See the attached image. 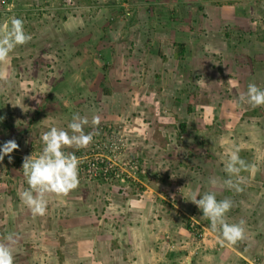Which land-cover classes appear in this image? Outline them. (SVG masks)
<instances>
[{
    "label": "rangeland",
    "instance_id": "rangeland-1",
    "mask_svg": "<svg viewBox=\"0 0 264 264\" xmlns=\"http://www.w3.org/2000/svg\"><path fill=\"white\" fill-rule=\"evenodd\" d=\"M148 1L0 0V33L9 27L10 18L16 17L24 21L26 32L32 36L31 41L25 45H18L13 51L17 52L13 56L12 64H21L22 74L25 72V76L17 78V74L14 73L8 78L13 79L12 83L0 78V147L12 140L18 144L16 150L5 155L0 161V174L7 169V175L14 176L17 183L15 193L27 184L22 168L25 158L31 154L35 157L41 153L43 143L40 137L52 127L50 125L53 122L48 118L43 119L44 122L36 119L33 114V102L29 100L36 87L35 77L43 73L39 68L42 63L35 64L32 72H27L23 65L33 61L44 62L45 55L55 54L57 58L59 53L55 52L64 46L72 47L70 50L72 52L67 56L76 58L79 65L86 61L92 65L95 61L99 66L101 65L100 71L104 75L100 88H103L106 102L101 101V105L109 104L108 110H105L104 114L100 103L86 101L89 126L84 129L85 133L92 132L100 126L115 128L128 143V148L126 149L125 146L119 156L122 159L128 157L138 159V168L146 169L145 173L132 174L133 177H126L123 181L117 179L108 182L109 180L101 178L80 181V183L92 182L100 185L96 187L95 197L92 195L89 199V204L96 202L94 207L85 208V204L75 201L78 199L75 198L77 195L75 190L68 193L73 196L71 205L74 202L81 204V207L73 204L71 209L63 202L67 203L70 195L63 197L52 194L49 202H53L54 206L48 208V211L54 217L53 225L51 221H46L47 219L37 222L32 214L26 212L24 206H21V209L12 208L7 214L3 212L8 208L0 206V243H6L5 238L9 235L17 240L13 245L14 264H264V253L257 252L255 246L247 245L244 240L236 245L227 243L222 245L219 233L212 231L210 222L204 218L198 206L188 201L189 193L193 190L198 192L199 186V190L203 188L201 194L213 192L217 199L221 200L224 199V189L226 197L233 205L227 214L228 222L231 223L230 218L235 223L243 220L245 228L248 224L252 228L261 223V221L257 222L259 217L257 218L255 213L256 197L253 190L256 186L250 182L252 180L244 179V183L240 185L243 190L236 191L224 184V180L228 177L223 170L224 167L216 165L212 172L209 168L212 163L216 164L220 159H227L228 153L234 147L240 149L239 154L247 164H253L254 153L246 146V141L251 135L256 137L254 139L259 138L261 141L259 144L264 145V106L253 107L238 100L236 116L229 115L232 113L230 103L218 101L217 95L210 96L212 100L204 96L203 88L206 85L202 80L201 72L212 73L207 70L200 71L199 77L196 78L200 83L202 81L203 85L200 86L201 91L193 101L185 99L180 103L171 102L168 104L171 107L163 102L160 98V79L157 78L159 74H155L150 87L148 81L144 82L146 67L138 57L141 52H138L137 56H132V53L138 47L149 43L150 52L161 55V50L152 45V42L158 41L160 30L166 27L163 23L161 28L162 20H167L174 29L178 27L181 31L178 35L182 37L191 34L203 40L204 37H208L209 32L213 34L214 32L206 26L209 25L206 22L208 17L206 7L208 2L216 3V0H168L169 6L165 9L161 8V5H165L166 2ZM228 1L230 0H217L222 3ZM261 1L258 0V3L261 4ZM257 18L254 20L255 24L262 29L264 13L259 14ZM226 28L227 26L221 25L219 31L223 32ZM261 29L258 31L260 32ZM63 30H69L71 37L62 34ZM189 39L194 37H188ZM40 48L43 50L49 48V50L37 54ZM82 48L83 50L88 48L87 53H81ZM64 58L66 59V55ZM208 58L215 68L221 66L220 53L211 52ZM207 60L204 58L199 67L205 65ZM128 61L134 62L131 74L133 86L129 83H121L120 80L114 85L117 92L130 93V103L122 105L116 101L117 95L113 93L111 81L108 85L106 80L111 79L113 67H120V64H126ZM93 69L95 71V68ZM220 81L217 79V82ZM257 86L264 89L262 85ZM181 105L183 111L191 114L190 119L193 118L189 120V124H186L191 129L190 132L187 130L188 134L185 132V127L182 129L180 126L183 116L176 117L174 110L171 109L172 107L177 109ZM102 111L103 115L97 114H102ZM210 113L214 114L213 118ZM94 116L100 117L98 126L90 124ZM159 116L168 117L164 120H168L170 124H167L169 127L166 128L164 136L166 141L164 139L162 151L157 147L162 144L153 136L156 129L154 127L159 126L157 121ZM184 117L187 120L186 116ZM206 123L210 124L206 126ZM129 128H133L132 134L136 140H132L127 135ZM138 144L148 145L143 151L137 149ZM89 148H91L90 144L84 148V154L78 156L75 152V155L82 157L88 154ZM73 151L74 148H71L67 152ZM251 168L254 169V174L260 173L264 177V157L259 163L251 165L250 170ZM126 170L124 165H121L124 175L128 173ZM247 172L248 170L241 174ZM186 175L188 180L184 183L182 179ZM189 175L196 178L192 179ZM213 179L217 181L214 185L211 183ZM10 181L13 182L12 179ZM3 186L0 185V191L3 190ZM136 189L139 191L138 195ZM11 192L13 190H10ZM80 192L82 193V190ZM143 192H146V196L150 194L148 192H153L157 196L152 214L138 217L131 212L133 208L129 211L119 208L124 200L125 205L130 207L126 203L128 197L125 195L139 196ZM13 194L8 197L10 208L13 207ZM147 197L150 199L149 196ZM241 200L249 204L251 207L249 209L253 210L251 213L239 212ZM3 201L5 195L0 197V204H3ZM237 204L238 211L233 210ZM178 208L183 209L184 212L175 213L172 223L162 219L161 222L167 226L166 231H162V239L159 238V232L152 228L151 245L148 247L138 245L141 242L136 239L137 241L133 243L136 247L132 251L126 238L127 224L137 222L140 226L144 219L156 221L166 212L170 213ZM180 224L184 227L182 232L177 231V228H171V225ZM47 226L50 228L53 226V229L50 231ZM135 234L137 236L140 234L137 227ZM111 237H114V242L118 243V249L114 246L113 249L111 248L113 241ZM94 238L99 239L98 246L91 245V241L96 240ZM179 239L184 241L177 242L176 240ZM163 241L167 243L164 245ZM135 251L136 254L132 255ZM170 251L172 255H169Z\"/></svg>",
    "mask_w": 264,
    "mask_h": 264
},
{
    "label": "crops",
    "instance_id": "crops-1",
    "mask_svg": "<svg viewBox=\"0 0 264 264\" xmlns=\"http://www.w3.org/2000/svg\"><path fill=\"white\" fill-rule=\"evenodd\" d=\"M148 1V0H147ZM161 2H166L165 5H161V8H166L168 5V0H160ZM174 1V0H172ZM261 1V0H260ZM151 3V1H148ZM106 4V3H105ZM139 7V6H138ZM207 12L208 17L206 19L208 29H211L214 33L211 34L209 32L208 37H204L203 40L198 39L197 35H185L182 37L180 34V30L178 27L174 29L172 25L167 20H162L160 26L162 28L163 23L165 24V28H162V31L160 30V34L158 35V41L154 40L152 42V45L156 46L157 49L161 50V55H155L153 52H150V48L148 46L149 43L142 45L141 47H138L136 51H132V56L138 54V52H141L138 57L139 60H142V64L144 67H146V73H145V81L149 82V86L152 87L153 83V77L155 74L157 75V78L160 79V98L165 102L167 105L171 102L180 103L184 102L185 99L192 100L194 98H197V94L201 91L200 86L203 85V82L205 83V88H203L204 96L208 97L210 96H218V101H224L230 103V107L232 109V113L229 115L236 116L235 109L237 107V101L239 100V96L247 92L248 85L250 83H255L256 85H262L264 86V21H263V28H259L254 21L257 16L261 13H264V1H261V4L258 3V0H230L228 2L222 3V2H208L207 4ZM258 19V18H257ZM226 27V30L219 31L220 26ZM171 26V28H170ZM219 27V28H218ZM169 28V29H168ZM261 29L259 32L258 30ZM176 33V35H175ZM66 37H69L70 31H64L62 32ZM213 35V36H212ZM71 37V36H70ZM188 37H194V39H189ZM105 44V43H101ZM158 44V45H157ZM159 46V47H158ZM41 49V50H40ZM38 50L37 54H42L43 51L49 50L40 48ZM72 47L64 46L62 49H58L57 52L59 53V56L56 58L55 54L53 56L51 55H43L46 57V61L40 62H30V63H24L23 66L26 67L27 72H32L33 69H35V66L42 63L39 67L41 69L40 72H43L41 75L38 74L37 77H35V89L32 92L30 96V101L32 103L33 114L36 119L42 120L45 118H48V120H52V125L57 128H62L66 131H69L68 124L71 122L73 115L79 114L81 117H87L89 116V113L87 112L88 104L86 101H97L100 103V107L104 111V114L106 113L105 110H108V105L103 104L101 105V101L104 103L105 100V93L103 91V88H100L102 85V79H103V73L100 71V66L95 61L92 62V65H90L87 61L84 64H78L77 59L72 56H67V54H70L72 51H70ZM83 52L81 53H87L88 48H84ZM17 51L10 54V60L5 64H0V78L2 80H5L9 83L13 82V79H8L9 76L13 75L14 73L17 74V78H21V76H25V72L22 74V65L18 64L15 65L12 64L13 56L15 55ZM220 53L222 56V63L221 66L218 68H215L211 62V60L208 58L209 53ZM102 53V51H101ZM36 54V53H35ZM66 55V59L64 58ZM207 60V63L201 67H199L200 62L203 61V59ZM99 62V60H97ZM100 63V62H99ZM132 61H128L126 64H120V67L115 66L113 67V73L111 79H107L106 83L109 85V81H111V85L113 93L116 97L117 103H127L129 104L131 101L130 93L128 91L126 92H117L115 88V83L118 82L117 80H120L121 83H129L133 86L132 81ZM36 64V65H35ZM96 64V65H95ZM95 68V71L94 69ZM212 71L211 74H207L205 72H201L202 74V80L201 83L196 80L197 77L200 75V71ZM123 71V72H122ZM96 72V78H94ZM126 72V75H125ZM18 74H20V77H18ZM218 81L220 82H217ZM215 81V83H213ZM16 82H18L16 80ZM143 83V82H142ZM141 83V84H142ZM213 83V85H211ZM207 90L209 92H207ZM216 93V94H215ZM129 94V95H128ZM104 97V99H103ZM212 100V99H211ZM76 102V103H75ZM72 103V104H71ZM74 103V104H73ZM171 107L170 105H168ZM119 107V104H118ZM180 108V109H179ZM175 108L172 107L171 109L174 110L175 116H183V119L181 120V123H184L185 126V132L188 134V132L191 131L189 128L190 126L186 125L189 124L191 114L186 113L183 111V107ZM120 109V107H119ZM117 109V111H119ZM97 113L98 115H103ZM123 111V109H122ZM124 112V111H123ZM189 114V115H188ZM187 120L185 119V117ZM210 116L213 118L214 114L210 113ZM114 117V115H113ZM168 119V117L165 116H159L157 118V121L159 122V126L154 127L156 128L154 131V138L158 140L161 146L158 145L157 147L160 148V151L164 150V139L166 141V138L164 137L166 134V128L169 127V121L164 120ZM132 120V119H131ZM44 122V121H43ZM133 122V121H132ZM92 124V122L90 123ZM169 124V125H167ZM210 124V123H209ZM209 124L206 123V126ZM93 125V124H92ZM49 126V127H50ZM89 126H85V128ZM187 126V127H186ZM84 128V129H85ZM188 130V132H187ZM133 128L127 129V135L132 139ZM260 134H262L260 131H258ZM193 134V133H192ZM191 135V133H190ZM249 140L246 141V146L252 152L254 153V159L253 164L259 163V161L262 160V157H264V145L259 144L261 143L260 139H254L256 137H251V135L248 136ZM135 142V141H134ZM148 145V144H147ZM147 145H137V149L145 151V148ZM71 148L65 149V151L70 150ZM257 151V152H256ZM73 152H77L78 156H81L84 154L85 149L82 148L79 151L75 150ZM163 153L161 154V156ZM258 159V162H257ZM227 159H220L218 163L214 164L212 163L209 171L212 172L214 169V166L220 165L221 167H224L223 162ZM250 165V166H251ZM8 171L3 170L0 174V185L3 186V190L0 191V197L2 195H5V201H3V204H0V206L8 208L3 214H7L9 210L12 208H22L21 206H24L20 200L19 193L23 190L28 188V184H24V186L21 187L18 193H15L16 190V181L14 179V176L10 177L7 175ZM245 180L250 181L253 185H255V190H253V194L256 197V203H255V213L257 218L259 217L258 221H261L256 227H249L248 224L245 228V239L244 241L249 246H255L257 252H261V254L264 253V180L262 175L260 173L254 174V169L249 168L247 173L241 174ZM190 177H193L192 175H189ZM187 177V178H186ZM183 177L184 183L187 182L188 176ZM196 178V177H194ZM216 176V180H217ZM228 177H226L227 179ZM12 179L13 182L10 181ZM181 180V181H182ZM15 186V187H14ZM96 187H100L98 183L93 184L92 182L88 183H80L78 188L75 189V193L77 194L75 198H78L75 201L81 202L82 205L85 204V208L92 206L94 207L96 202H92L89 204L90 197L94 195V193H97ZM227 187V186H226ZM20 188V187H19ZM89 188V190H88ZM200 186L198 187V192L202 193V190H199ZM10 190H13V198H12V205L13 207H9V195ZM82 190V193L80 192ZM137 192L136 195L139 194V191L136 189ZM3 192V193H2ZM224 199H226L227 195L224 191ZM150 194H147V196L150 197V199L146 196V192H143L142 195L136 196L132 194L125 195L126 197V203L129 204L130 207L125 205V200L122 202L121 205H119L120 209H126L127 211L131 210L134 214H136L138 217L145 216L146 214H152V208H154L157 201V196L153 192H148ZM71 194V193H70ZM70 194H67L68 196ZM78 194L80 196H78ZM52 194H49L47 197L48 201L50 199V196ZM142 196V197H141ZM64 197V196H63ZM73 196L70 195L68 197V201H63L64 204H67L69 208L73 207V204H76L77 206L81 207V204L79 203H72ZM220 196H218L219 198ZM123 198V197H122ZM155 198V199H154ZM199 198V197H198ZM15 199V201H14ZM229 199V198H227ZM4 200V198H3ZM221 200V199H218ZM94 203V204H93ZM93 204V205H92ZM241 207L239 209V212L251 213L253 210L249 209L251 208L248 203H244L243 200H241ZM54 206L53 202L48 203V208H52ZM66 206V205H64ZM63 206V207H64ZM27 213L32 214L31 211L24 206L23 207ZM47 208V213L49 214ZM66 208V207H64ZM83 208V207H82ZM237 209L238 211V204L236 208H233V210ZM236 211V212H237ZM184 212L183 209L178 208L175 209V211H170V213L164 214V216L160 217L156 221H159L157 223L156 221H146V219L143 220V223L139 226L137 225V222L135 224H127L125 230H126V238L127 242L129 243L130 248H132V251L135 249L136 246H133L134 241L136 242L138 239V242H141L138 245H143L144 247H148L151 245L150 240L152 237V228L156 229L159 232V238L162 239V231H166V224L162 221L168 220L169 223H172L174 221V214L179 213L181 214ZM230 212V211H229ZM233 212V213H236ZM60 215V214H59ZM52 215L47 216H35L34 219L37 220V222H40L41 220L45 221L44 219H47L46 221H51L52 225L55 224L54 217ZM69 216V215H68ZM51 218V219H49ZM231 223H235V221H232ZM69 222V219L67 220ZM177 223V222H175ZM53 227V226H52ZM50 228V226H47L48 230H52L53 228ZM136 227L138 230H140V234L137 236L135 234ZM171 228H177V231L182 232L184 230V227L180 225L178 226H172ZM209 229V228H208ZM114 231V229H113ZM259 232V233H257ZM256 234V235H254ZM113 240L111 243V248L113 249V246L118 249V243L114 242V237H111ZM96 239V238H94ZM103 240V239H102ZM101 240V241H102ZM178 241H184V240H176ZM99 239L92 240L91 245L92 246H98L99 245ZM114 242V243H113ZM164 245L167 243L166 241H163ZM170 250V249H169ZM119 252L120 249H119ZM169 255H172V251H170ZM136 251L132 254L135 255ZM136 257V256H135ZM138 261V259H136Z\"/></svg>",
    "mask_w": 264,
    "mask_h": 264
},
{
    "label": "clouds",
    "instance_id": "clouds-1",
    "mask_svg": "<svg viewBox=\"0 0 264 264\" xmlns=\"http://www.w3.org/2000/svg\"><path fill=\"white\" fill-rule=\"evenodd\" d=\"M31 39V34L25 30L24 21L16 17L10 18L9 27L0 33V64L7 63L15 48L18 45L27 44ZM239 102L250 104L253 107L264 106V89L255 83H250L247 92L239 96ZM88 123L87 117L75 114L68 124L70 131L51 127L40 137L43 143L41 153L35 157L31 154L25 158L22 168L28 188L20 192L19 197L34 217L46 215L49 194L66 196L70 191L78 188L80 160L75 152H67L65 149L74 148L79 151L93 141L94 133L84 131ZM92 124L98 126L100 117L94 116ZM17 148L18 144L14 140L5 143L0 147V161ZM239 153L240 149L234 147L228 153L227 160L223 162V170L228 176L224 184L236 191L243 190L240 187L244 183L241 173L251 167ZM216 182L215 179L211 180L213 185ZM188 201L196 204L202 211L204 218L210 222L212 231L219 233L222 245L225 243L236 245L245 239V221L228 222L227 214L233 206L230 199L218 200L213 192L201 194L193 190L189 193ZM5 239L6 243H0V264H14L13 245L17 243V240L11 235Z\"/></svg>",
    "mask_w": 264,
    "mask_h": 264
},
{
    "label": "built area",
    "instance_id": "built-area-1",
    "mask_svg": "<svg viewBox=\"0 0 264 264\" xmlns=\"http://www.w3.org/2000/svg\"><path fill=\"white\" fill-rule=\"evenodd\" d=\"M91 133H94V136L88 154L78 157L80 181H91L96 178L109 180L108 182L117 179L123 181L132 174L146 172L145 167L138 168V159L129 157L122 159L119 156L125 146L128 148V143L115 128L100 126ZM121 165L127 169V175L122 173Z\"/></svg>",
    "mask_w": 264,
    "mask_h": 264
},
{
    "label": "trees",
    "instance_id": "trees-1",
    "mask_svg": "<svg viewBox=\"0 0 264 264\" xmlns=\"http://www.w3.org/2000/svg\"><path fill=\"white\" fill-rule=\"evenodd\" d=\"M180 126H181L182 129H184V127H185V126H184V123H181ZM142 176H144V175H142Z\"/></svg>",
    "mask_w": 264,
    "mask_h": 264
}]
</instances>
